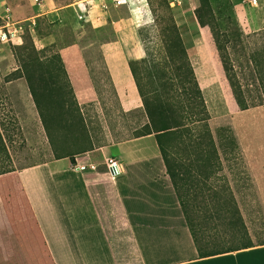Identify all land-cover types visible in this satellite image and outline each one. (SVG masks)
<instances>
[{
    "label": "crops",
    "instance_id": "1",
    "mask_svg": "<svg viewBox=\"0 0 264 264\" xmlns=\"http://www.w3.org/2000/svg\"><path fill=\"white\" fill-rule=\"evenodd\" d=\"M232 1L246 34L264 30V0ZM75 4L0 0V16L10 7L17 18L37 21L47 16L64 26ZM199 4V0H182L172 10L253 245L201 257L156 135L134 134L109 144L96 143L94 149L76 154V160L96 163V169L81 170L70 157L54 156L22 168L2 169L7 172L0 174V264H264V104L252 105L243 99L247 108H242L215 41L198 35L208 26L196 15ZM122 6H112L102 22ZM97 13L93 10V18ZM188 30L192 37L186 35ZM44 37L48 44L60 42L49 33ZM198 44L203 47L197 49ZM59 50L82 107L86 102L82 89L92 78L90 58L77 40L60 44ZM143 58L155 65V55L143 50L105 56L125 109L143 106L130 65L131 60ZM160 63L163 68L154 73L165 99L167 85L174 90L179 85L167 52ZM7 91L28 140L35 137L27 134L32 129L41 135L44 126L25 77L8 80ZM109 157L119 160V173L108 169Z\"/></svg>",
    "mask_w": 264,
    "mask_h": 264
},
{
    "label": "trees",
    "instance_id": "2",
    "mask_svg": "<svg viewBox=\"0 0 264 264\" xmlns=\"http://www.w3.org/2000/svg\"><path fill=\"white\" fill-rule=\"evenodd\" d=\"M169 21L161 25L162 41L172 64L176 80L184 98L190 123L171 84L163 97L153 67L148 59L131 60L144 107L150 121L136 136L154 133L167 170L176 189L187 223L201 257L230 252L253 245L251 234L238 201L224 171L217 142L211 127V112L190 59L182 33L168 0ZM196 15L205 26L214 16L212 0H199ZM218 49H222L218 43ZM162 49V48H161ZM18 68L7 81L25 77L45 128L53 156L70 157L96 147L82 107L76 96L62 54L54 44L37 47L32 38L13 45ZM163 52V50H162ZM160 62V60L156 59ZM145 64L141 74L138 66ZM114 94L117 92L109 74ZM234 92L241 102L243 97L231 79ZM174 122H173V120ZM0 140L6 143L0 129ZM9 170V169H8ZM7 170H0V174ZM197 207L205 213L206 225L197 217Z\"/></svg>",
    "mask_w": 264,
    "mask_h": 264
},
{
    "label": "rangeland",
    "instance_id": "3",
    "mask_svg": "<svg viewBox=\"0 0 264 264\" xmlns=\"http://www.w3.org/2000/svg\"><path fill=\"white\" fill-rule=\"evenodd\" d=\"M168 1L173 9L174 4ZM57 2L58 4L77 2L72 5L73 12L66 17L64 26H60L59 20H50L47 16L37 20L36 25L25 21L23 42L20 44L32 38L39 48L54 44L59 49L60 44L67 41H79L83 51L90 58L92 68V78L82 89L81 94L86 101L82 104V111L94 139L97 144L103 145L133 136L150 121L149 116L144 103L138 109L121 107L109 79L110 71L105 56L128 50H143L145 53L155 55V59L161 60L166 49L160 27L169 21V9L163 0H128L120 12L113 13L112 18L102 22L80 18L82 4H78V0ZM212 8L214 16L206 15L211 21L210 25L207 26V30L202 29L198 35L209 36L211 42L215 41L229 80L232 79L236 83V88L242 93L243 99L252 105H263L264 30L246 34L232 0H212ZM121 16H124L125 20L120 21ZM2 21L0 16V25ZM188 31L186 35L192 37L190 30ZM47 33L57 37L60 42L51 41L48 44L47 38L44 37ZM217 41L222 49H218ZM20 44L0 42V123L6 141L3 145L0 140V170L22 168L27 164L54 158L43 126L44 132L41 131V135L38 130L32 129L27 134L35 137L28 140L25 136L7 91L6 79L19 65L12 47ZM201 46L195 45L197 49ZM152 66L154 71L163 68L158 61ZM144 67L145 64L138 66L140 74ZM175 92L183 108L185 121L175 122L174 125L183 126L190 123V116L180 88H175ZM197 217L202 225L207 224L205 213L200 207H197Z\"/></svg>",
    "mask_w": 264,
    "mask_h": 264
},
{
    "label": "built area",
    "instance_id": "4",
    "mask_svg": "<svg viewBox=\"0 0 264 264\" xmlns=\"http://www.w3.org/2000/svg\"><path fill=\"white\" fill-rule=\"evenodd\" d=\"M182 0H170L171 4H176ZM255 2V0H252ZM128 0H80L78 4H82V10L79 11L80 18H92L96 21L103 20V17L110 11L112 6L120 7L126 4ZM93 10H97L98 13L93 18ZM2 17V24L0 25V42L2 43H12L20 44L23 42V31L25 29V21H30L32 25H36V19H18L15 17L12 9L6 7ZM106 165L108 169L113 173L117 174L120 171L121 164L118 159L114 157H109L106 160ZM75 166L81 170L96 169L97 164L90 162L85 163L80 160H76Z\"/></svg>",
    "mask_w": 264,
    "mask_h": 264
}]
</instances>
